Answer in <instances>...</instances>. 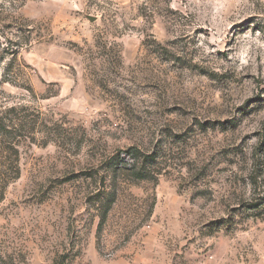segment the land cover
<instances>
[{
	"label": "rangeland",
	"instance_id": "1",
	"mask_svg": "<svg viewBox=\"0 0 264 264\" xmlns=\"http://www.w3.org/2000/svg\"><path fill=\"white\" fill-rule=\"evenodd\" d=\"M0 123V264H264V0H0Z\"/></svg>",
	"mask_w": 264,
	"mask_h": 264
},
{
	"label": "trees",
	"instance_id": "2",
	"mask_svg": "<svg viewBox=\"0 0 264 264\" xmlns=\"http://www.w3.org/2000/svg\"><path fill=\"white\" fill-rule=\"evenodd\" d=\"M0 126H1V123H0ZM253 184L255 185V187H257V185H258V182H257V178H256V177H255V178H253ZM260 201H261V202H260V204L253 205V206H251V207L258 208V207H260V206L264 205V198H263L262 200H260Z\"/></svg>",
	"mask_w": 264,
	"mask_h": 264
},
{
	"label": "water",
	"instance_id": "3",
	"mask_svg": "<svg viewBox=\"0 0 264 264\" xmlns=\"http://www.w3.org/2000/svg\"><path fill=\"white\" fill-rule=\"evenodd\" d=\"M92 21H94V20H92Z\"/></svg>",
	"mask_w": 264,
	"mask_h": 264
}]
</instances>
